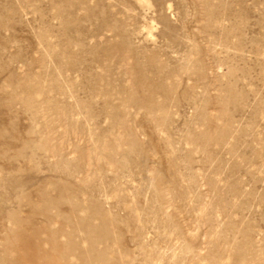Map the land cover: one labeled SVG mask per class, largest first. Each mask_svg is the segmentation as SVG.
Here are the masks:
<instances>
[{
	"label": "rangeland",
	"instance_id": "1",
	"mask_svg": "<svg viewBox=\"0 0 264 264\" xmlns=\"http://www.w3.org/2000/svg\"><path fill=\"white\" fill-rule=\"evenodd\" d=\"M0 264H264V0H0Z\"/></svg>",
	"mask_w": 264,
	"mask_h": 264
}]
</instances>
